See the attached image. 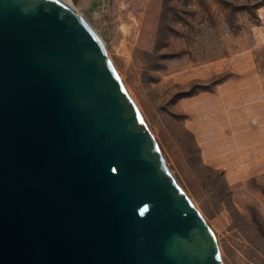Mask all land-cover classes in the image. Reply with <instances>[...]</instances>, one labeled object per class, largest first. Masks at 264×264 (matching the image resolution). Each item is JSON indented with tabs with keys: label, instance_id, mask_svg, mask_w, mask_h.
I'll return each instance as SVG.
<instances>
[{
	"label": "water",
	"instance_id": "95a60500",
	"mask_svg": "<svg viewBox=\"0 0 264 264\" xmlns=\"http://www.w3.org/2000/svg\"><path fill=\"white\" fill-rule=\"evenodd\" d=\"M0 264H223L100 35L0 0Z\"/></svg>",
	"mask_w": 264,
	"mask_h": 264
},
{
	"label": "rangeland",
	"instance_id": "374dc122",
	"mask_svg": "<svg viewBox=\"0 0 264 264\" xmlns=\"http://www.w3.org/2000/svg\"><path fill=\"white\" fill-rule=\"evenodd\" d=\"M73 1L223 264H264V0ZM185 101L192 127L173 112Z\"/></svg>",
	"mask_w": 264,
	"mask_h": 264
},
{
	"label": "bare ground",
	"instance_id": "6f19581e",
	"mask_svg": "<svg viewBox=\"0 0 264 264\" xmlns=\"http://www.w3.org/2000/svg\"><path fill=\"white\" fill-rule=\"evenodd\" d=\"M59 1L63 2L69 8H71L74 11L78 12L76 4H75V2L73 0H59ZM178 92H181V91H176V90L174 91L173 88H172L167 96L169 98V96L172 97V96L178 95L179 94ZM188 106H189L188 102L185 101L183 104L175 106V108H173V112H174L175 116H177V118L181 119L182 121L184 120L183 122L181 121L183 124H186V125L192 127V126H194L195 123H197L199 121V119H198L199 117L197 116L198 112L196 111V108L195 107H190V106H189L190 107L189 108ZM186 118L190 119L191 121L190 122L187 121V120L185 121Z\"/></svg>",
	"mask_w": 264,
	"mask_h": 264
}]
</instances>
